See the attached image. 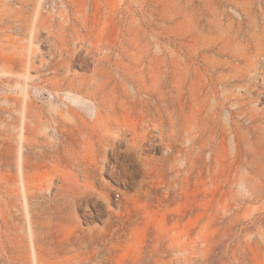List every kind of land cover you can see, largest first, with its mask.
Returning a JSON list of instances; mask_svg holds the SVG:
<instances>
[{
	"label": "rangeland",
	"instance_id": "rangeland-1",
	"mask_svg": "<svg viewBox=\"0 0 264 264\" xmlns=\"http://www.w3.org/2000/svg\"><path fill=\"white\" fill-rule=\"evenodd\" d=\"M0 264H264V0H0Z\"/></svg>",
	"mask_w": 264,
	"mask_h": 264
}]
</instances>
